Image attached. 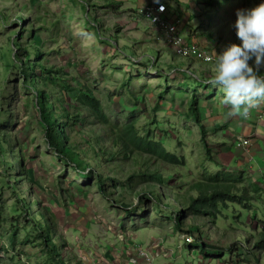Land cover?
Masks as SVG:
<instances>
[{
  "label": "rangeland",
  "instance_id": "1",
  "mask_svg": "<svg viewBox=\"0 0 264 264\" xmlns=\"http://www.w3.org/2000/svg\"><path fill=\"white\" fill-rule=\"evenodd\" d=\"M160 1L167 7V15L178 10L175 0ZM178 1L189 4L191 0ZM91 2L94 5L88 6L87 10V7L86 9L81 7L82 3H86L85 0H0V12L7 15L4 21H0V123L3 124L1 125L2 129L9 133L11 145L21 147V154L24 158H22L24 160L23 167L29 169L30 173V193L35 195L41 205L51 212L53 221L57 224L58 235L66 239V247L63 246L61 252L63 258L72 260L73 256L74 259L78 257L83 264H118L125 250L135 251L138 246H141L144 250L147 248L145 251L149 252L154 245H157L156 243L160 244L157 245L158 247L166 243L167 249L164 250L161 247L166 257H163L164 254L157 255V258L151 256L153 264L229 263L225 259L219 261L214 255L205 257L200 251L188 248L182 239L183 234L174 231L169 220L164 222L159 219L151 207L150 200H144L147 212L142 217L138 212L128 213L129 210L122 208L121 205H118L119 203L113 206L115 204L113 202L111 204L110 201L115 195H103L93 184V178L85 181V178L77 176L75 170L52 159L51 150L46 148L47 143L43 136V130L37 121L33 97L21 90L22 81L18 71L14 70V74H8V78L5 79L3 56L5 51H9L11 39L17 36L11 32H20L18 28L21 23L18 21L19 16H22L23 20L26 19V26L29 23L33 24L36 20L46 27V30H41L35 36L36 38H48V42H46V51L49 50V54L46 56L48 63L63 69L64 72H69L67 79L71 82L87 81L95 88L97 94L115 95L120 93L117 89L120 83L124 82L127 77L134 78L131 81V86L135 90L143 85V90H139L142 91L144 100L138 103L141 115L138 124L141 126L150 125L147 119L149 115L154 116L157 121V127L153 129L154 134L166 139L164 145L168 150L183 154L187 160V165L179 168L178 173L176 172L177 176L185 175L184 178L182 177L183 179L175 181V179L177 180L176 174L170 173L176 186L175 190L181 192L184 185L191 181L192 176L197 177L199 172L197 164L201 160L196 156L199 152V128L197 129V124H192L186 119L185 113L187 102L195 92L187 90L182 96L172 97L174 90L171 89L173 85L171 81L173 80H170V87L167 88L170 94L167 93L164 96L165 100L157 101L156 94L162 90L163 83H166L163 78L167 74L168 78L178 77L176 71L171 70V66L177 64L196 74L202 72L204 77L209 78L214 72V64L176 57L166 42L165 36L160 35L158 39L153 37L151 33L156 29V26L150 24L147 16L141 15L137 10L141 0H120V2L113 0L114 3L111 2L114 4L113 6H109V0H91ZM199 2L196 3V17L183 26L178 34L184 42L191 43L193 41L198 45L204 44L211 53V50L221 43L215 36L229 35L231 20L229 19V22L226 21L225 24H221L222 26L215 29L212 38L205 33L202 34L199 29V20L201 19L199 13L202 6ZM192 3L195 5L194 2ZM23 5L24 8H22ZM239 7L241 6L234 5L232 8L234 14L239 10ZM85 10H87V15L97 23L98 33L103 36L94 33L92 22L90 26L88 25L89 21L86 24L82 20ZM225 17L228 16L225 15ZM220 20L216 17L211 27L215 28L216 25H219ZM224 27H228V30L222 31ZM25 31L21 30L20 41L25 39ZM195 32L196 34L193 35ZM115 35L117 46L114 40L109 41L113 48L99 39L104 36L114 38ZM15 51L13 50L12 53ZM154 56H157L158 63L156 65V62L151 64L148 59ZM139 74L140 76H138ZM184 82L189 83L190 86L192 82L197 83L195 87H198L199 97L207 96L209 98L204 108V117L209 120V123H214L213 126L207 127L208 131H211L210 134L213 136L212 130L216 128L217 134L220 135L218 139L213 137L214 141L219 140L220 142V146L215 152L216 159L225 164L227 168H230L235 161L239 168L250 170L247 176L251 179H255L257 175H264V172L261 174L258 171V169L264 170V114L258 117V114L255 116L249 113L247 118L233 116L223 124L220 117L222 113L227 115L228 109L220 103L219 98L223 97V94L221 92L217 94L219 88L204 90L202 89L204 84L200 80L181 81V83ZM105 97L103 98L105 99ZM33 99L35 100V98ZM200 101L205 102L203 99ZM108 104L111 111L116 114H119L123 109V105L118 103L115 96H112L111 102ZM127 107H132V105ZM255 109L264 111V104ZM8 116L9 120L7 121ZM163 130L168 134H165ZM72 138L78 141L80 147L86 145L84 142H79L83 141L81 140L82 135L78 134ZM238 138L249 139L245 150L234 148L233 145L238 142ZM248 156L251 159L248 160ZM6 159L14 166L16 165L13 157L3 158L0 156V264H44L45 259L48 262H55L44 253V250L41 249L42 246L32 244L31 238L25 237L27 232L22 228L24 222L22 208L17 202L14 192L19 189V197L24 198L27 193L22 192L21 189L26 185L23 183L22 186L15 188L4 184L2 178L8 174L4 170V160ZM205 164L208 169H213L211 164L206 162ZM139 165L141 167L140 163ZM158 167L161 168L160 165ZM132 168H136V166ZM11 174H15L13 170L10 171ZM5 178L8 179V177ZM13 181H16L15 178H12L9 183L11 184ZM20 181L23 180L20 179ZM145 187V184L135 186L136 189ZM135 188L132 190L135 191ZM156 189H159V186H156ZM124 197L126 202L133 203L132 207L136 206L138 200L136 194L125 190ZM30 201V196H28L31 209H29L28 215L35 212ZM260 205L257 210L259 212L264 208V205ZM208 220L201 218L195 220L197 224L206 222L207 228H203L205 245L227 247L240 235L247 236L249 232H252L253 236L257 237L261 226L264 227V216L257 213L254 219L250 216L246 218L245 225L248 230L244 232L241 229L230 230L228 228L229 230H224L221 225L213 226L207 222ZM12 224H21V226L18 227L14 240L11 237L6 239ZM31 225V223H27L26 229H29ZM58 252H60V247ZM171 257L175 259L174 262L168 259ZM251 261V264L256 263V261ZM261 264H264V257H262Z\"/></svg>",
  "mask_w": 264,
  "mask_h": 264
},
{
  "label": "trees",
  "instance_id": "2",
  "mask_svg": "<svg viewBox=\"0 0 264 264\" xmlns=\"http://www.w3.org/2000/svg\"><path fill=\"white\" fill-rule=\"evenodd\" d=\"M118 1L120 2V0ZM151 1L141 0L140 6L137 8L141 15L145 11L144 8L148 7ZM155 1L156 3H161L160 0ZM198 1H200L199 3L202 6L199 13V18L201 16L199 29H201L202 34L205 33L212 38V33L215 29L222 26L221 24H225L226 21L229 22V19L231 20L229 35L223 37L215 36L221 43L211 50L213 52L211 54L214 56L212 60L183 59L203 63H213L216 54H220L228 45H239L241 43L236 36L234 27L236 20V14L232 10L234 5L241 6L238 8L240 10L244 7L250 9L264 2V0H191L189 2L191 6L193 5L191 7L188 2L180 3L175 0L178 10L171 14L168 21L174 23L176 19L182 17L179 20L180 22L176 23V32L180 31L183 26H186L190 20L196 17L197 13L195 11H197L196 3ZM85 2V4H81V7H85V9L87 7V10L88 6L94 5L91 0H85ZM109 2V6L114 5L113 0H109ZM22 8H24V5ZM206 9L208 10L206 11ZM87 10H85L82 20L86 24L89 21L88 25L92 22L94 33L103 36L98 33L99 27L87 15ZM165 13H167V8L161 16L165 17ZM225 15L228 17H225ZM216 17L221 20L219 25L212 28L211 24ZM6 18L7 15L0 12V21L2 22ZM18 21L21 22L18 27L20 32H11L17 36L11 39L9 51L4 52V76L6 79L8 74H14V70L18 71L22 81L21 90L24 93L26 91V93L31 94V97L35 98V100L33 98L32 100L37 113V121L43 130V136L47 143L46 148L51 150V158L56 159L63 166L75 170L77 176L85 178V181L93 178V184L97 186L103 195H115L110 201L111 204L114 203L115 205L113 206H116L119 203L118 205H121L122 208L129 210L128 213L138 212L139 216L142 217L147 212L144 207V200H150L151 207L159 219L164 222L169 220L173 230L181 232L185 238L187 236L192 237V242H187L185 238L184 242L188 248H196L203 256L214 255L217 256L218 260L225 259L230 264H251V260L256 261L255 264H257V261H259L258 257L262 249H264L263 225L257 237L253 236L252 232H249L247 236L240 235L233 243L223 247L205 245L203 228H207L206 222L195 223L198 218L209 219L207 222L213 226L219 227L221 225L224 230L241 229L244 232L248 230L245 225L246 218L250 216V218L254 219L256 213L264 216V208L260 212L257 211L259 209L258 205H264V175H257L255 179H251L247 176L249 169L239 168L235 161L230 168H227L225 164L216 159L215 152L220 146V142L219 140L214 141L213 137L218 139L220 135L217 134L218 130L216 128H214L215 131L212 130L213 136L210 134L211 131H208L207 127L213 126L214 123H209V120L204 117V108L209 98L207 96L199 97L197 93L198 87H195L197 83L192 82L191 86L187 82L181 83L182 80H200L204 84L202 89L214 90L215 87L207 83L208 78L204 77L202 72L196 74L175 64L171 66V70H175L178 77L168 78L167 74L163 78L166 83H163L162 90L156 94L157 101L165 100L164 96L167 93L170 94L167 89L170 87V80H173L171 81L173 83L171 89L174 90L172 97L175 95L182 96L187 90L195 92L190 97L189 102H187L188 106L185 113L186 119L192 124H197V129L199 128L200 132L199 152L196 155L201 159L199 164H197L199 172L197 177L192 176L191 181L184 185L181 192H178L175 190L176 186L170 173L176 174L177 180L175 179V181L180 178L183 179L185 175L177 176V173L179 168L187 165V160L183 154L168 150L164 145L166 139L154 134L153 129L157 127V121L154 116L149 115L147 119L150 125L141 126L138 124L141 118L138 103L144 100L142 91L140 92L139 90H143V85L135 90L131 86V81L134 78L127 77L117 87L120 93L112 95L106 93L97 94L95 88L87 81L71 82V80L67 79L69 72H64L63 69L48 63L46 57L49 54V50L46 51L48 38H36L35 36L41 30H46V27L36 20L33 24L29 23L26 26V19L23 20L22 16L18 17ZM21 30H26L23 41H20L22 37ZM227 30L228 27L222 29V31ZM153 33V37L157 39L160 38V35L163 36L159 30H154ZM99 39L110 47H112L109 43L111 40H114L116 46L118 44L116 35L114 38L104 36V38ZM200 46L206 48L204 44ZM13 50L16 51L12 53ZM156 58L157 56L148 59L151 64L156 62V65L158 63ZM249 63L252 64V61H249ZM259 71L260 74H264V65L261 66ZM175 78H178L176 79L177 81ZM217 90V94L220 92L223 94L221 89ZM111 95L115 96L118 103L123 105V109L120 110L119 114L114 113L108 107V102H111ZM101 96L106 97L104 99ZM201 99L205 100V102L202 103ZM221 99L222 97L219 98L220 101ZM128 105H132V107H127ZM260 111L255 108L250 110L254 115L262 112L264 114V111ZM223 114L220 120L224 124L230 117ZM152 119L154 120L152 121ZM1 125L3 124L0 123V156L3 158L11 156L16 162L14 166L8 159L4 160V170L8 174L2 178V181L8 187L10 185V187L18 188L23 183L26 185L21 189L22 192L27 193L24 198L19 197V189L14 192L17 202L22 208L21 213L24 221L22 228L27 232L25 237L31 238L32 244L42 246L41 249L44 250V253L55 261L48 262L45 259L44 264H83L78 257L74 259L73 256L72 260L63 258L61 252L63 246L66 247V239L58 235L57 224L53 221L51 212L41 205L40 200L35 195L30 193V173L29 169L23 167L24 158L21 154V147H13L11 145L9 133L3 130ZM163 132L165 133V130ZM78 134L82 135L81 140H83L79 142L86 144L83 147H80L78 141L72 138V136ZM165 134H168L167 131ZM248 143L249 139L245 138V140L242 139L240 146H233L236 149L245 150ZM249 159L251 157L248 156ZM205 162L211 164L213 169H208L205 166ZM155 164L156 166H154ZM133 166H136V168H132ZM11 170L15 174L10 175ZM258 171L261 174L264 172L262 169H258ZM5 177H8V179ZM12 178H15L16 181L10 184L9 181ZM20 179L23 181H20ZM137 184H145L146 187L144 189H136L135 186ZM156 186H159V189H156ZM133 188L136 190L133 191ZM125 190H130L131 193L136 194L138 197L136 206L132 207V202H126L124 197ZM28 196H30V202L35 211L29 215ZM27 223L32 224L29 229H26ZM19 226L21 224H12L10 227L11 231H9L6 239L11 237L14 240ZM59 247L60 252H58Z\"/></svg>",
  "mask_w": 264,
  "mask_h": 264
},
{
  "label": "clouds",
  "instance_id": "3",
  "mask_svg": "<svg viewBox=\"0 0 264 264\" xmlns=\"http://www.w3.org/2000/svg\"><path fill=\"white\" fill-rule=\"evenodd\" d=\"M164 8L166 10L167 7ZM234 27L241 43L230 44L220 54H216L213 61L214 72L207 79V83L222 90L223 97L220 103L228 109L227 116L247 118L250 110L264 104V74H260L259 71L264 65V2L250 9L237 10ZM204 49L209 53L208 48ZM175 56L179 57L176 54ZM212 57L214 58L213 55ZM249 61H252V64ZM262 114L263 112L258 114V117ZM184 238L183 235L182 239ZM262 257L264 249L258 257L257 264L262 263Z\"/></svg>",
  "mask_w": 264,
  "mask_h": 264
},
{
  "label": "built area",
  "instance_id": "4",
  "mask_svg": "<svg viewBox=\"0 0 264 264\" xmlns=\"http://www.w3.org/2000/svg\"><path fill=\"white\" fill-rule=\"evenodd\" d=\"M143 15L147 16L149 23L156 26V31H161L163 36L166 37V42L172 48L173 52L182 58H198L201 60L209 61L212 60V55H210L206 49L200 47L195 43H184L177 30V24L179 19H176V22L172 23L166 18L162 17V13L165 11V8L162 4L156 3L154 0L151 1L150 5L144 8ZM238 142L235 143V146H240L242 144V138H238ZM185 238L187 242H191L192 238ZM147 250V248L145 249ZM141 246H138L135 251H124V255L119 259L118 264H153L151 256H157L159 254H164L162 249L157 245H154L153 249L149 252H146ZM165 256V254L163 255ZM116 264V263H113Z\"/></svg>",
  "mask_w": 264,
  "mask_h": 264
},
{
  "label": "crops",
  "instance_id": "5",
  "mask_svg": "<svg viewBox=\"0 0 264 264\" xmlns=\"http://www.w3.org/2000/svg\"><path fill=\"white\" fill-rule=\"evenodd\" d=\"M171 14H172V13H170L169 15H167V13H165V17H166V18H169V17H171ZM157 242H158V241H157ZM156 244H157L158 246L160 245L159 243H156ZM161 247H162L164 250L167 249V247H166V243H165V244H162ZM161 247H160V248H161ZM171 250H172V249H171ZM168 259H169V260H172L173 262L175 261V259L172 258V257H171V258H168ZM219 261H220V260H219ZM184 264H189V263H184ZM191 264H192V263H191ZM199 264H203V262H200ZM208 264H211V263H208ZM217 264H219V263H217Z\"/></svg>",
  "mask_w": 264,
  "mask_h": 264
},
{
  "label": "bare ground",
  "instance_id": "6",
  "mask_svg": "<svg viewBox=\"0 0 264 264\" xmlns=\"http://www.w3.org/2000/svg\"><path fill=\"white\" fill-rule=\"evenodd\" d=\"M251 246V245H250ZM234 263V262H233ZM226 264V263H225Z\"/></svg>",
  "mask_w": 264,
  "mask_h": 264
}]
</instances>
